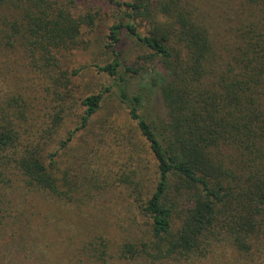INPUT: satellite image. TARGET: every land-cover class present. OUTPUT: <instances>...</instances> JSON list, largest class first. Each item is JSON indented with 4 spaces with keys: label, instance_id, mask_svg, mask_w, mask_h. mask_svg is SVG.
<instances>
[{
    "label": "trees",
    "instance_id": "16d2710c",
    "mask_svg": "<svg viewBox=\"0 0 264 264\" xmlns=\"http://www.w3.org/2000/svg\"><path fill=\"white\" fill-rule=\"evenodd\" d=\"M100 1L121 8L100 43L106 59L90 65L112 83L77 99L76 127L61 147L88 127L105 95L117 88L155 163L152 191L139 205L149 240L139 252L124 253L188 259L228 241L239 254L256 253L264 261L252 252L264 236V0ZM70 4L0 0V165L21 178L22 197L35 192L73 201L55 175L57 150L32 128L17 138V120L26 119L30 108L17 111V89H25L17 85V57L26 54L38 71L54 67L52 50L75 46L82 25L93 23L76 17ZM218 7L228 14L210 12ZM214 22L237 41L225 57L214 51ZM127 41L143 51L139 59L148 69L126 63ZM121 70L145 72L149 82L132 91L118 78ZM54 104L47 114L50 133L60 130L66 111ZM95 199L88 200L89 216L103 218L108 209ZM131 204L136 207V200ZM9 214L0 193V221Z\"/></svg>",
    "mask_w": 264,
    "mask_h": 264
},
{
    "label": "rangeland",
    "instance_id": "374dc122",
    "mask_svg": "<svg viewBox=\"0 0 264 264\" xmlns=\"http://www.w3.org/2000/svg\"><path fill=\"white\" fill-rule=\"evenodd\" d=\"M47 1L52 4L57 0ZM64 1L71 3L76 17L85 22L92 19L93 23L82 25L75 46L67 43L52 50L54 67L38 71L26 54L17 57V85L25 87L17 89V111L22 106L31 108L26 119L17 120V138L20 141L25 130L32 128L46 138L48 149L57 150L55 175L60 180V189L73 201H57L35 192L22 197L25 184L21 178L0 165V180H4L0 193L7 197L10 211L8 218L0 221V264H264L255 253L264 256V236L253 248L254 256L239 254L228 241L212 245L205 255L198 252L188 259L162 260L151 257L154 253L136 256L124 253L125 249L131 254L139 252L141 244L149 240L148 220L141 215L139 205L152 191L155 163L146 142L119 103L117 88L105 95L88 127L61 147L66 133L76 127L77 99L101 88V83H112L90 65L106 59L100 43L121 8L100 0ZM57 7L62 8L59 4ZM210 12L228 14L219 7L211 8ZM210 33L214 51L223 57L225 51L237 44L233 32L220 24L214 22ZM142 54L136 43L127 41L123 58L128 65L148 69L149 65L139 59ZM142 73L130 76L121 70L118 78L126 80L134 91L149 82L148 75ZM57 101L65 108V116L60 130L50 133L47 114L53 111ZM91 197L107 207L108 215L89 216ZM135 200L136 207L131 204ZM181 204L185 206L184 202ZM174 223L176 228L178 221Z\"/></svg>",
    "mask_w": 264,
    "mask_h": 264
}]
</instances>
